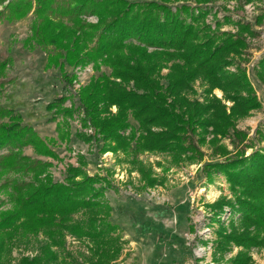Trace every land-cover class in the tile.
<instances>
[{"label": "trees", "instance_id": "16d2710c", "mask_svg": "<svg viewBox=\"0 0 264 264\" xmlns=\"http://www.w3.org/2000/svg\"><path fill=\"white\" fill-rule=\"evenodd\" d=\"M181 1L173 8L171 0H0V21L32 13L24 45L52 48L45 68H59L64 86L76 77L65 66L110 68L109 74L92 76L80 86L70 106L64 105L67 97L61 94L46 108L64 117L80 112L81 126L92 133L77 131L76 136L86 142L100 139L102 152L124 153L144 187L159 179L137 158L139 153H167L174 163L192 162L203 159L200 147L207 144L215 158L202 164L206 180L223 175L233 194L232 199L219 196L207 204L210 223L217 224L212 261L252 264L251 250L264 245V134L260 133L263 145L258 148L237 145L247 134L236 125L261 102L246 68L228 67L247 47L246 35L255 31L249 22L236 23L235 33L216 31L208 24L197 28L195 22L208 14L211 0ZM88 16L96 21H88ZM224 20L230 22L229 16ZM10 61L0 58V91L11 82L6 74ZM259 64L264 68V57ZM163 68L165 85L160 81ZM199 78L207 83L201 100L186 94ZM129 116L138 123L136 132ZM224 137L236 139L233 150L221 142ZM50 141L25 123L16 109L0 104V178L9 171H31L34 177V182L13 183V205L0 210V264H9L15 238L39 232L48 241L36 256L21 257L18 264H56L53 247H63L65 233L90 242L89 264H121L118 225L109 220L111 206L105 197L109 179L88 174L79 157V165L67 166L63 180H54L46 170L51 162L22 154L23 147L31 146L37 155L55 159L51 147L55 139ZM247 148L253 149L246 154ZM81 210L87 218L73 220ZM227 212L225 224L222 216ZM233 247L237 251L227 258Z\"/></svg>", "mask_w": 264, "mask_h": 264}, {"label": "rangeland", "instance_id": "374dc122", "mask_svg": "<svg viewBox=\"0 0 264 264\" xmlns=\"http://www.w3.org/2000/svg\"><path fill=\"white\" fill-rule=\"evenodd\" d=\"M171 1L173 8L182 2ZM206 9L208 14L195 22L197 28L208 24L216 31L235 33L238 29L236 23L249 22L255 31L253 35H246L247 47L241 56L233 58L234 63L228 68L233 70L236 64L246 68L261 107L237 121L236 128L247 134L242 143L237 144L236 139L232 137H224L221 142L230 150H233L236 144L246 143L258 148L263 145L260 133L264 134V68L259 64L260 59L264 57V0H211ZM224 16H229L230 22L226 23ZM32 19L33 15L29 13L19 20L0 21V58L11 59L6 69L11 82L1 88L0 99L6 97L9 101L14 100L21 109L16 110L20 112L25 123L31 122L40 136L48 142L55 139L51 147L58 157L53 159L37 155L31 146H25L31 148L30 155L24 150L25 147L22 154L51 162L46 170L54 180H63L67 166L79 165V157L84 159L83 168L88 174L106 175L111 186L105 190V197L111 206L109 220L118 225L115 235L122 246L117 259L121 264H214L211 243L215 238L214 230L217 224L210 223L212 214L207 204L214 202L219 196L232 199L233 194L223 175L214 174L211 182L206 180L202 164L215 158L212 149L203 144L200 147L204 152L203 159L192 162L183 159L179 163H174L167 153H139L137 158L143 165L150 167L152 175L159 179L154 186L144 187L138 170L132 166L124 153L102 152L100 139L86 142L76 136L77 131L92 133V129L81 126L80 112H75L72 117H64L61 114L55 115L51 110L49 115L54 114L52 118L42 119L43 108L40 104L62 94L67 97L64 105L70 106L71 102L76 100L80 86L86 84L92 76L109 74L110 68L101 65L100 70H95L93 64L74 69L65 66V70L69 74H76V77L69 86H64L59 68H45L46 56L52 48L45 49L39 45L29 48L24 45L25 38L30 35ZM86 19L96 21L93 16ZM217 22L222 24L215 28ZM166 72L167 68L160 71V81L164 85L167 82L164 77ZM206 88L207 83L199 78L191 83L186 94L190 98L201 100L205 96ZM30 91H33V97L29 102H25L24 106V101H21L24 98L20 93L27 94ZM216 91H219L220 95ZM213 93L222 98L219 89H214ZM226 104L230 105V102ZM111 109L114 111L115 106ZM55 122L57 128L53 133L49 132L52 136L48 137L39 132L38 126L46 131L45 124L52 125ZM129 122L136 132L137 121L129 116ZM253 148H247L246 154ZM29 181L34 182L31 171H9L3 175L0 178V210L11 208L13 205V196L16 193L13 183ZM228 215L227 212L222 216L225 224L228 222ZM87 216L88 213L81 210L72 218L79 221ZM64 238L62 248L53 247L58 254L56 264H61V260L72 264H89L90 242L69 233H65ZM47 241L41 232L19 235L13 240L9 264H18L21 257L36 256ZM237 249L238 247H233V251L226 257L233 255ZM250 253L252 264H264V245L252 249Z\"/></svg>", "mask_w": 264, "mask_h": 264}, {"label": "crops", "instance_id": "0c3cea01", "mask_svg": "<svg viewBox=\"0 0 264 264\" xmlns=\"http://www.w3.org/2000/svg\"><path fill=\"white\" fill-rule=\"evenodd\" d=\"M50 82H49V80H48V82H47V84H49ZM33 86V85H32ZM40 88V87H39ZM34 89V88H33ZM40 90V89H39ZM37 92H40V91H37ZM45 92H47V89H45ZM36 94V93H35ZM34 94V95H35ZM37 94H39L40 95V93H37ZM4 95V94H3ZM20 95H23V100H21V101H24V106H25V102H29V100H30V98L31 97H33V91H30V92H28L27 94H21L20 93ZM20 98V97H19ZM51 98V97H50ZM52 100V99H51ZM51 100H46L44 103H42V104H40L39 106H41L42 108H43V111H42V113H41V118L42 119H44V120H48V118H52V116L54 115L53 113V115H49V112H51V111H48L47 110V108H46V105L51 101ZM15 101L13 100V101H9L8 99H6V97H4V99H0V104L1 105H3V106H12L14 109H20L17 105H16V103H14ZM30 107H31V104L29 105ZM38 106V107H39ZM21 110V109H20ZM59 119L57 118V120L56 121H58ZM28 123H30L31 125H32V123L31 122H28ZM45 127L47 128L46 129V131H45V129H41V127H39L38 126V129H39V132L43 135H45V136H48V137H50V136H52L50 133L52 132L53 133V131L57 128V123L55 122L54 124H52V125H47V124H45ZM44 127V128H45ZM50 132V133H49ZM44 136V137H45ZM24 150H27V152H28V155H30V153H31V148H29V147H25L24 148Z\"/></svg>", "mask_w": 264, "mask_h": 264}, {"label": "bare ground", "instance_id": "6f19581e", "mask_svg": "<svg viewBox=\"0 0 264 264\" xmlns=\"http://www.w3.org/2000/svg\"><path fill=\"white\" fill-rule=\"evenodd\" d=\"M218 95H220V92L219 91H216Z\"/></svg>", "mask_w": 264, "mask_h": 264}]
</instances>
